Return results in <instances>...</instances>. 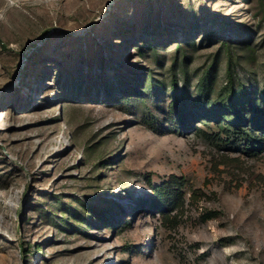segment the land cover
<instances>
[{"label": "rangeland", "instance_id": "obj_1", "mask_svg": "<svg viewBox=\"0 0 264 264\" xmlns=\"http://www.w3.org/2000/svg\"><path fill=\"white\" fill-rule=\"evenodd\" d=\"M235 123L263 138L264 0H0V264H264Z\"/></svg>", "mask_w": 264, "mask_h": 264}, {"label": "trees", "instance_id": "obj_2", "mask_svg": "<svg viewBox=\"0 0 264 264\" xmlns=\"http://www.w3.org/2000/svg\"><path fill=\"white\" fill-rule=\"evenodd\" d=\"M47 31H49V26L45 27L43 29V33H47ZM175 89V87H174ZM215 106V104H210L209 108L213 109ZM231 110V114L233 116H235L239 121L241 120L242 122L247 121L245 119V117L241 116L240 114V110L237 109L236 107H230ZM235 125L237 126L238 129V138H237V142L239 144H243V148L245 150H259L260 148H264V130L261 131V134L263 136V138L261 137H256L254 134L252 136V132L250 130V127L247 128H243L240 127L239 123H235ZM262 125L261 121L255 120L253 122V126H258L260 127ZM184 128V127H183ZM175 179H178L176 177H174ZM174 183H164V184H160L157 188L156 191H162V189L164 191H168L171 194H178L180 192L181 186H173Z\"/></svg>", "mask_w": 264, "mask_h": 264}]
</instances>
